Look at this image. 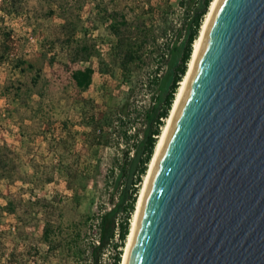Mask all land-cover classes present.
I'll return each mask as SVG.
<instances>
[{"label":"rangeland","instance_id":"374dc122","mask_svg":"<svg viewBox=\"0 0 264 264\" xmlns=\"http://www.w3.org/2000/svg\"><path fill=\"white\" fill-rule=\"evenodd\" d=\"M6 1L0 0V36L8 33L7 48L0 50V146L8 163L0 178V264H88L83 249L95 239L98 215L109 206L108 168L120 154L111 146H88L86 134L98 131L85 123V115L98 116L106 101L126 95L147 106L158 92L148 79L166 69L148 53L124 78L109 62L110 15L124 13L134 34L152 21L156 35L159 17H165L166 36L145 47L156 51L180 39L184 7L166 0L169 7L161 14L163 0H14L13 7ZM18 60L25 61L23 69ZM84 66L93 69L92 79L79 91L68 69ZM139 126L136 119L128 132ZM8 203L12 212L2 207ZM47 220L55 230L50 244L41 239ZM77 226L78 235L69 238ZM111 251H103L100 264L110 263Z\"/></svg>","mask_w":264,"mask_h":264},{"label":"water","instance_id":"95a60500","mask_svg":"<svg viewBox=\"0 0 264 264\" xmlns=\"http://www.w3.org/2000/svg\"><path fill=\"white\" fill-rule=\"evenodd\" d=\"M125 264H264V0H219Z\"/></svg>","mask_w":264,"mask_h":264},{"label":"trees","instance_id":"16d2710c","mask_svg":"<svg viewBox=\"0 0 264 264\" xmlns=\"http://www.w3.org/2000/svg\"><path fill=\"white\" fill-rule=\"evenodd\" d=\"M163 1L165 8L160 12L161 14H165L169 7L166 0ZM211 1L179 0V5L184 7L185 11L179 30L181 37L178 42L169 46L159 47L156 44V51H146L145 47L155 43L157 37L166 36V26H162L166 23L165 17H159L162 25L158 26V35H156L152 21L148 25L140 24L141 30L134 34L133 25L124 13L114 12L110 15L109 27L114 40L108 54L109 62L119 68L124 78L127 79L131 70L144 62V57L148 53L154 52L158 65L164 62L166 69L163 76L154 73L151 80L148 79L147 83L156 84L158 92L147 106L134 104L126 95L120 101H106L105 108L98 116L95 112L85 115V123L98 131L95 135L86 134L85 141L88 146L94 149L111 146L120 154V157L116 158L114 164L108 168L109 206L98 215L95 239L88 242L83 249L88 264H100L101 255L107 248L112 249L109 264H120L121 247L129 233L130 216L135 210L141 178L146 174L163 121L169 114L178 84L186 72L193 42L198 36ZM6 4L13 7L14 0H7ZM152 9V6L148 5L145 11L150 18ZM135 16L138 17L137 14ZM0 37V50L4 53L7 48L8 33ZM24 62L18 60L16 66L23 69L21 65ZM26 67L31 68L32 65L27 62ZM68 73L74 86L79 91H83L91 83L93 69L90 66L69 68ZM129 89L131 91V88ZM136 119H139L140 126L137 130L128 132V126ZM119 140L122 141L123 146H119ZM4 149V146H0V178L6 177L8 172V163L2 153ZM114 193L116 198L113 201ZM2 207L8 212L13 211L9 203ZM77 227L73 228L69 238L78 235L80 228ZM85 230H88V227ZM54 237L53 225L48 220L44 221L41 239L50 244Z\"/></svg>","mask_w":264,"mask_h":264},{"label":"bare ground","instance_id":"6f19581e","mask_svg":"<svg viewBox=\"0 0 264 264\" xmlns=\"http://www.w3.org/2000/svg\"><path fill=\"white\" fill-rule=\"evenodd\" d=\"M218 1L219 0H212L210 5H209L207 13H206V15L204 17V20L202 22V25L200 27L198 36L195 39V41L193 42L192 51H191L190 59H189V61L187 63L186 72H185L183 78L181 79V81L178 84L177 90H176L175 95H174V99L172 101L171 108L169 110V114H168L167 118L165 119V123L162 126L161 132H160V134H159V136L157 138V141H156V144H155V147H154L150 162L148 164V168H147L146 174L144 176V181H143L142 186L140 188V192H139L136 204H135V210L133 212L132 219L130 221L129 233L127 235V240H126V244H125V247H124V253L122 255L120 264H125V262H126L128 248H129L131 240H132V236H133V233H134L138 212L140 210L142 197H143V194H144V190H145L148 178H149V176H150V174H151V172L153 170V167L155 166L157 157L159 156V152L161 150V145L163 143V140H164V138L166 136V133L168 132V129H169L170 124H171V122L173 120V117H174V115H175V113L177 111V108H178V106H179V104L181 102V99H182V97H183V95L185 93L186 86H187V83H188V78H189V76L191 74L192 68L194 66V63L196 61V58H197L199 50H200V46H201L202 41H203V37H204L205 30H206V26H207V24L209 22L210 16H211L216 4L218 3Z\"/></svg>","mask_w":264,"mask_h":264}]
</instances>
